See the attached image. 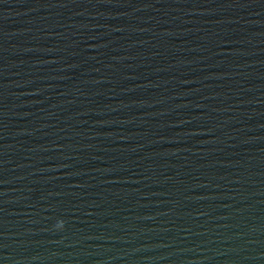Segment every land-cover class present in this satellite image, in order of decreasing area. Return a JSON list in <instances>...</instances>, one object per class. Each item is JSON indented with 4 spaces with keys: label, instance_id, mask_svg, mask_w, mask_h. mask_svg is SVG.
<instances>
[{
    "label": "water",
    "instance_id": "1",
    "mask_svg": "<svg viewBox=\"0 0 264 264\" xmlns=\"http://www.w3.org/2000/svg\"><path fill=\"white\" fill-rule=\"evenodd\" d=\"M0 264H264V0H0Z\"/></svg>",
    "mask_w": 264,
    "mask_h": 264
}]
</instances>
